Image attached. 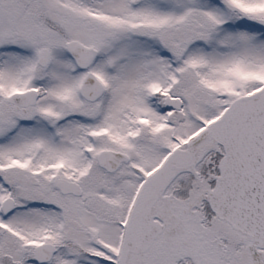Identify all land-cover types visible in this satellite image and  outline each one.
<instances>
[{
  "label": "snow or ice",
  "instance_id": "6c2138e0",
  "mask_svg": "<svg viewBox=\"0 0 264 264\" xmlns=\"http://www.w3.org/2000/svg\"><path fill=\"white\" fill-rule=\"evenodd\" d=\"M0 264H264V0H0Z\"/></svg>",
  "mask_w": 264,
  "mask_h": 264
}]
</instances>
